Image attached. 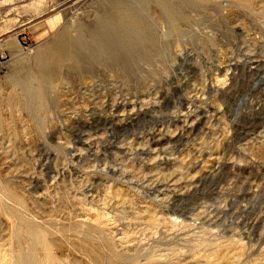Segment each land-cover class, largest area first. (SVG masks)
Here are the masks:
<instances>
[{
    "label": "rangeland",
    "instance_id": "374dc122",
    "mask_svg": "<svg viewBox=\"0 0 264 264\" xmlns=\"http://www.w3.org/2000/svg\"><path fill=\"white\" fill-rule=\"evenodd\" d=\"M106 2L0 0V264H264V0H123L129 70H57Z\"/></svg>",
    "mask_w": 264,
    "mask_h": 264
},
{
    "label": "bare ground",
    "instance_id": "6f19581e",
    "mask_svg": "<svg viewBox=\"0 0 264 264\" xmlns=\"http://www.w3.org/2000/svg\"><path fill=\"white\" fill-rule=\"evenodd\" d=\"M123 5V0H108L107 14L97 21L91 34V46L82 42L80 38L71 41L67 37V31L64 30L57 40L56 50L52 58L57 70L68 57L78 60L80 57L92 59L103 55L129 70L131 61L135 56L130 44H144L147 41L151 43L153 36L150 34V38H147L146 29L149 25L137 14L128 12ZM171 14L167 12L168 19L172 23L174 15ZM131 18L135 20V23H132ZM142 57H147V55L142 54ZM57 70L55 71L57 72Z\"/></svg>",
    "mask_w": 264,
    "mask_h": 264
},
{
    "label": "crops",
    "instance_id": "0c3cea01",
    "mask_svg": "<svg viewBox=\"0 0 264 264\" xmlns=\"http://www.w3.org/2000/svg\"><path fill=\"white\" fill-rule=\"evenodd\" d=\"M65 12H67V11H65ZM65 12H64V13H65ZM65 16H66V18H68V12H67V14H66ZM53 19H54V18H51V20H53ZM51 20H49V21H51ZM49 21H48V24H49V26H51L50 23H49Z\"/></svg>",
    "mask_w": 264,
    "mask_h": 264
},
{
    "label": "built area",
    "instance_id": "2783aa9c",
    "mask_svg": "<svg viewBox=\"0 0 264 264\" xmlns=\"http://www.w3.org/2000/svg\"><path fill=\"white\" fill-rule=\"evenodd\" d=\"M0 58H4V55H0Z\"/></svg>",
    "mask_w": 264,
    "mask_h": 264
}]
</instances>
